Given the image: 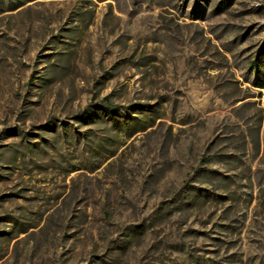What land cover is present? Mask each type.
Instances as JSON below:
<instances>
[{
  "label": "rangeland",
  "instance_id": "obj_1",
  "mask_svg": "<svg viewBox=\"0 0 264 264\" xmlns=\"http://www.w3.org/2000/svg\"><path fill=\"white\" fill-rule=\"evenodd\" d=\"M258 54L264 0H0V264H264Z\"/></svg>",
  "mask_w": 264,
  "mask_h": 264
},
{
  "label": "trees",
  "instance_id": "obj_2",
  "mask_svg": "<svg viewBox=\"0 0 264 264\" xmlns=\"http://www.w3.org/2000/svg\"><path fill=\"white\" fill-rule=\"evenodd\" d=\"M222 4L223 3L221 2L220 5H222ZM247 66H248V69L250 70V72H252L254 70H257V72L262 71V69H264V61H263L262 56H260V54H258L253 60H250L247 62ZM101 106L105 108L104 105H101ZM106 109L115 110L116 108L115 107L111 108L110 106H106ZM89 112H90V109L88 108V109L84 110L79 116H77V118L80 120H85L88 118Z\"/></svg>",
  "mask_w": 264,
  "mask_h": 264
}]
</instances>
